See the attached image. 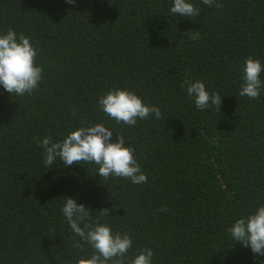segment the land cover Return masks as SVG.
<instances>
[{
	"label": "trees",
	"instance_id": "trees-1",
	"mask_svg": "<svg viewBox=\"0 0 264 264\" xmlns=\"http://www.w3.org/2000/svg\"><path fill=\"white\" fill-rule=\"evenodd\" d=\"M186 2L200 14L172 13L174 0H0V35L29 38L43 69L31 94L0 86V264L91 258L90 245L74 247L64 197L89 208L88 223L131 237L125 264L145 248L152 264H264L228 231L264 206V87L239 95L246 59L264 68V0ZM197 80L222 96L220 112L196 108L187 86ZM117 89L162 119L117 123L98 102ZM96 124L134 147L146 183L100 177L91 162L45 165L37 139Z\"/></svg>",
	"mask_w": 264,
	"mask_h": 264
},
{
	"label": "clouds",
	"instance_id": "clouds-1",
	"mask_svg": "<svg viewBox=\"0 0 264 264\" xmlns=\"http://www.w3.org/2000/svg\"><path fill=\"white\" fill-rule=\"evenodd\" d=\"M76 0H67L74 4ZM203 4L216 8L223 5L216 0H202ZM181 17H193L200 14V9L186 0H174L170 9ZM191 33V35H189ZM191 40H198V31L187 32ZM37 51L32 46L30 39L23 34L17 37V33L8 29L6 34L0 35V86L9 94L15 93L23 96L31 94L42 80L43 69L36 66ZM264 70L260 60L249 57L245 61L243 84L240 96L256 99L260 96V90L264 82L260 74ZM189 97L195 98V106L203 111L209 105L215 106L220 112L222 96L217 92L211 94L206 90L205 84L199 80L190 82L187 86ZM103 112L115 119L117 123L134 126L137 119H146L154 114L157 120L162 119L158 107L146 106L134 93L127 90H115L107 93L99 99ZM113 132L103 124L91 127H80L71 132L62 142H53L50 137L41 142L37 139V145L43 147L44 163L51 166L59 158L65 165L71 166L79 162H91L99 165L97 174L100 177L129 178L133 184L147 182L134 158V147L125 142L123 136H117V142L113 143ZM65 198L62 213L72 231L80 238L74 243V247L82 248L88 244L94 249V254L88 259H79L77 264H125L126 253L132 247V239L127 234H113L110 226L100 224L98 221L88 223L89 208L78 204L76 199ZM161 211H167L162 208ZM102 215H110L108 209L99 211ZM231 237L246 248L250 247L254 254L264 256V206L247 217L237 219L228 229ZM153 251L150 248L143 249L131 262V264H152Z\"/></svg>",
	"mask_w": 264,
	"mask_h": 264
}]
</instances>
